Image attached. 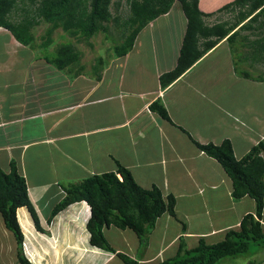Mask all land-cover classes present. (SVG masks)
Wrapping results in <instances>:
<instances>
[{
    "label": "crops",
    "instance_id": "0c3cea01",
    "mask_svg": "<svg viewBox=\"0 0 264 264\" xmlns=\"http://www.w3.org/2000/svg\"><path fill=\"white\" fill-rule=\"evenodd\" d=\"M219 1L204 6L207 2L199 0V9L214 14L233 0L211 8ZM176 6L174 2L168 13L138 33L129 52L133 53L131 68L129 53L114 57L98 81L91 68L90 73L83 70L72 77L45 61L29 63V52H22L26 60L20 61L26 47L0 28L5 51H0V168L8 172L10 163H15L39 219L42 232L36 230L26 208L17 210L23 253L31 264L109 262L97 252L101 250L88 243L85 226L89 207L85 202L70 205L51 222L48 219L64 196L62 184L115 171L116 161L141 187L156 186L164 197L171 194L176 199V219L163 215L162 234L154 242L158 245L151 249L148 238L139 263L162 261L159 253L175 243L177 249L181 242L193 248L200 238L215 244L229 229L237 228L245 214L254 212V201L249 197L232 199L231 181L221 166L198 150L186 133L200 144L219 145L228 140L235 158H243L264 139V77L262 81L240 77L223 39L161 89L159 77L176 67L186 30V19L180 5ZM261 20L264 16L258 23ZM157 26L165 35L141 52L139 35L149 34ZM248 33L240 32L238 47L241 36ZM255 33L264 34V26ZM154 50L152 63H148L143 55L148 53L152 58ZM258 63L264 61L255 62L254 67ZM29 64L32 69L27 72ZM155 101L161 102L170 121L149 110ZM197 197L201 198L199 208ZM226 205L232 214H238L231 220L224 217ZM261 222L264 225V210ZM110 230L104 231L106 239ZM26 240L32 258L26 253ZM123 242L127 244L126 237ZM15 251V240L0 219V263L18 264ZM64 252L70 253L69 259L63 257ZM260 262L264 264V259Z\"/></svg>",
    "mask_w": 264,
    "mask_h": 264
},
{
    "label": "trees",
    "instance_id": "16d2710c",
    "mask_svg": "<svg viewBox=\"0 0 264 264\" xmlns=\"http://www.w3.org/2000/svg\"><path fill=\"white\" fill-rule=\"evenodd\" d=\"M28 1L29 5L25 7L23 1L0 0V28L6 29L19 44L32 50L38 47L48 49L53 47V52L41 59L59 71H66L72 77L79 76L84 67L80 64L81 53L71 39L92 48L90 39L100 32H108L107 23L118 22V18L112 17L110 13L112 0ZM124 1L129 6V16L122 24L124 31L120 36L121 42L111 49L115 58L128 54L138 33L151 21L168 13L175 1L181 5L187 22L186 30L176 67L159 77L161 89L175 82L223 39H226L230 47L235 72L244 79L262 81L261 75L254 77L251 72L240 67L247 63L246 65L252 68L255 62L264 61V34L255 33V30H260L264 26L263 20L258 23L264 16V0H233L214 13L215 15L230 13L232 17L225 20L220 18L217 23L211 25L207 19L213 13H203L199 9V0ZM19 2H22L21 8L17 6ZM15 10H19L22 15L14 22L10 16ZM42 23L47 27L41 37V43L35 45L34 30ZM237 27L239 28L235 30ZM59 29L69 39L55 44L52 36ZM240 32L249 33L241 36L237 48L236 39ZM250 36L258 38L252 41L249 39ZM59 38L62 40L65 36ZM102 60L98 58L97 63L91 67L97 81L101 78ZM149 110L170 121L160 101L151 103ZM188 137L198 150L221 166L231 181L232 199L237 201L249 197L254 201V212L245 214L239 226L229 229L224 238L215 244H209L204 238H200L195 247L187 248L181 242L173 257L147 264H220L224 259L251 255L252 252L249 253L251 245L263 249L264 225L261 220L264 210V139L253 146L243 158L237 160L228 140L222 141L219 145L200 144L192 137ZM115 165V171L93 174L75 183L62 184L64 196L51 209L48 222L70 205L85 202L89 207V217L85 226L89 235V245L116 256L124 264H140V258L145 252L156 221L165 214L176 219V199L171 194L164 197L156 186L149 189L141 187L128 169L117 161ZM9 168L8 172L0 168V219L15 240L18 264H31L23 253V234L17 210L26 208L36 230L42 232V229L28 198L25 178L18 173L13 161ZM111 228L130 230L134 233L138 242L135 254L117 252L110 245L104 231ZM182 228L185 230L184 225ZM248 264L260 263L254 261Z\"/></svg>",
    "mask_w": 264,
    "mask_h": 264
},
{
    "label": "rangeland",
    "instance_id": "374dc122",
    "mask_svg": "<svg viewBox=\"0 0 264 264\" xmlns=\"http://www.w3.org/2000/svg\"><path fill=\"white\" fill-rule=\"evenodd\" d=\"M19 1H23V3L25 4V7H27L29 5L28 0H19ZM229 1H232V0H220L219 4H217V2H216L211 6V8H214L220 4H225ZM176 2H177L176 7H179V2L178 1H176ZM205 3L206 4L204 6H206V5L208 6L212 3V0H205ZM17 6L19 8H21L22 2H19L17 4ZM204 6L202 5L203 8H205ZM212 11H213V9H212ZM110 13H111L112 17L116 16L118 18V22L117 23H115V22L107 23L106 26L108 28V32H106V33L100 32L97 35H95L93 38H91L90 43L92 44V48L86 46L83 42L82 43H76L75 39H71L73 41V44H75L76 48L81 53L80 64L84 67V71H83L84 74L90 73V68L97 63L96 60L98 58L103 59L102 60V62H103L102 67L103 68L106 67V65L109 64L111 61H113L112 59H114V52L111 49L115 45H117L121 42L120 36L123 34L122 32L124 31L122 24L127 19V17L129 16V6L125 3L124 0H112V4L110 6ZM21 15L22 14L19 10H17V11L15 10L12 12L10 19H11V21L15 22V21L20 19ZM222 15L223 14H217V15L212 14L210 17H214V16H217V17L215 19H213V18L208 19L207 22L209 24H213L215 21L218 22V20L220 18L225 20V19L232 17V14H230V13H226L225 16H222ZM46 27L47 26L44 23H42L35 28V30H34L35 36H36V40L34 43L35 45H39L41 43V41H42L41 37L44 35ZM165 33L166 32H164V30L162 31L161 27L157 26L152 31H150L149 34H148V31H145L142 34H140L139 35V37H140L139 46L141 47V52L145 51L146 47L149 46L151 41H157V39L160 36H164ZM62 35H64L65 38L61 40L59 37ZM52 37L55 40V44L59 43L60 41L62 42L64 40L69 39V37H67V35L63 34L60 29L56 30V32L53 33ZM254 38H255V36L249 37V39L252 41L254 40ZM160 46H161V44L157 47L156 52L159 51ZM54 47H55V45H54ZM237 48H239V47H237ZM0 51L5 52L4 48H3V40H1V37H0ZM241 51H242V49H241ZM22 52H29L30 53V54L27 53V55L29 56V60H30L29 63H34L36 61H38L40 63V62L44 61L41 58H44L47 54H51L53 52V47H50L49 49L38 47L35 50H32L29 47H26L24 50L21 51V56L19 59L20 61L26 60V58L23 56ZM154 54H155V50L153 52L152 58L150 57V55L148 53H144L143 56H144L146 61H149L148 63H152V59L154 58ZM130 56H133V53H129L128 57H130ZM129 60H131L132 62L130 61V64H129L130 67H128V69L131 68L133 65V57H130ZM43 67H45V66H43ZM240 68L243 70H247V71L251 72L254 77H256L258 75H261L262 77H264V64L263 63H258L255 65V67L252 66L251 69L249 68V66L242 64ZM27 69H28L27 72L29 70H31L32 64H29V67H27ZM145 70H147V69H145ZM20 71H23V70H20ZM142 73H144V71ZM186 135H187V133H186ZM187 136H189V134ZM200 199H201L200 197H197L195 199V202L197 203L198 208L200 207L198 204ZM245 204H247V202H245L244 205ZM221 206H223V205H221ZM228 207H229L228 205H226V207H224L225 208L224 210L226 211L224 217H226L227 220H231L232 217H236V215H238V214H235V213L232 214V211L230 212V209L228 210ZM163 217L164 216L160 217L156 221L154 229L151 230V234L149 236V243H151L150 241H152V246H151L152 248L151 249H153L154 247H156L158 245V244H154V242L158 241L160 235L162 234V230H163V226H164V224L162 222ZM181 221L183 223H186L185 220H181ZM60 222H61V220H60ZM107 235H108L107 241L110 243V245L114 249H121L122 253H125L128 255H133V253L135 254L134 248H135V246H136V248H138V243H137V238L133 232H131L130 230H120L117 228L116 229L113 228V230H110L109 232H107L106 236ZM124 237L127 238V244H124V242H123ZM29 240L28 241L26 240V243H25L26 253H29L28 249H31L29 247V245H30ZM176 249H177V244L175 243L173 245V248L170 247L168 250L160 252L159 254L162 255V260L167 259L168 256H170V255H174L176 253ZM117 251H120V250H117ZM97 252H99L103 256H107L106 258L109 259L108 260L109 262H107V264H124V263H122L121 260H119L114 255L112 256L111 254H107L105 252L103 253V252L98 251V250H97ZM251 252H252V254L247 255L246 257H241V258H237V259H232V258L224 259V260H222V262L220 264H248L251 262L254 263V261L260 262V260L264 259V248L258 249L256 246L251 245L250 249H249V253H251ZM28 255H30V256H28L29 258H32V256H33L30 253ZM62 255H63V257L66 256L67 257L66 259L70 258V253H68V252H64ZM157 261L158 260H153V262H157ZM146 262L147 263L148 262L153 263L150 261H146ZM147 263H140V264H147ZM67 264H71V263L68 262Z\"/></svg>",
    "mask_w": 264,
    "mask_h": 264
},
{
    "label": "clouds",
    "instance_id": "9594fccd",
    "mask_svg": "<svg viewBox=\"0 0 264 264\" xmlns=\"http://www.w3.org/2000/svg\"><path fill=\"white\" fill-rule=\"evenodd\" d=\"M176 2V1H175ZM179 5H180V3H179ZM180 7H181V5H180ZM217 15V14H216ZM225 15V14H224ZM217 16H214V17H211V18H213V19H215ZM219 21V20H218ZM214 23H217V21H215ZM213 23V24H214Z\"/></svg>",
    "mask_w": 264,
    "mask_h": 264
}]
</instances>
